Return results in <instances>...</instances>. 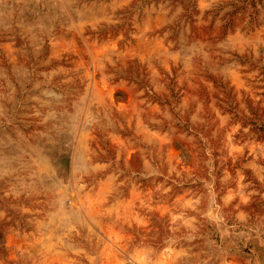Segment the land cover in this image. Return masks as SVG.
<instances>
[{"label": "rangeland", "instance_id": "obj_1", "mask_svg": "<svg viewBox=\"0 0 264 264\" xmlns=\"http://www.w3.org/2000/svg\"><path fill=\"white\" fill-rule=\"evenodd\" d=\"M264 264V0H0V264Z\"/></svg>", "mask_w": 264, "mask_h": 264}, {"label": "built area", "instance_id": "obj_2", "mask_svg": "<svg viewBox=\"0 0 264 264\" xmlns=\"http://www.w3.org/2000/svg\"><path fill=\"white\" fill-rule=\"evenodd\" d=\"M128 264H133L132 262L128 263Z\"/></svg>", "mask_w": 264, "mask_h": 264}]
</instances>
